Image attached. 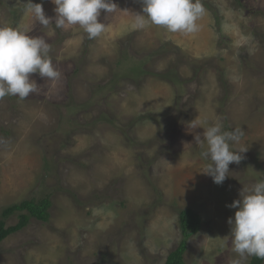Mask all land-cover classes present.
<instances>
[{"label":"rangeland","instance_id":"rangeland-1","mask_svg":"<svg viewBox=\"0 0 264 264\" xmlns=\"http://www.w3.org/2000/svg\"><path fill=\"white\" fill-rule=\"evenodd\" d=\"M32 2L46 27L27 0H0V26L45 39L61 77L30 74L37 93L0 99V218L26 199L49 195L52 207L3 240L0 264H164L188 207L203 224L185 263L234 264L228 205L264 180V0H201L191 35L133 27L139 0H110L117 10L101 12L92 40L57 28L51 0ZM217 123L243 131L222 185L202 172L211 161L195 140Z\"/></svg>","mask_w":264,"mask_h":264},{"label":"clouds","instance_id":"clouds-1","mask_svg":"<svg viewBox=\"0 0 264 264\" xmlns=\"http://www.w3.org/2000/svg\"><path fill=\"white\" fill-rule=\"evenodd\" d=\"M55 5V26L65 29L78 25L89 40L98 38L106 30V24L99 19L101 12L113 14L117 6L110 0H51ZM143 15L135 14L133 27L145 28L149 25L161 27L167 33L195 34L199 30L198 20L205 9L201 0H139ZM25 14H30L46 27L51 19L45 15L41 4L27 0ZM50 45L42 37L30 36L16 28L0 26V99L14 96L20 100L37 93L38 86L30 79V74L38 73L52 86L60 79L61 73L54 67L50 57ZM195 127V126H194ZM204 139L195 136L196 143H206L201 157L211 161L203 169L217 185H222L228 176L229 165L239 163L241 155L232 145L243 135L239 128L223 131L217 123L204 128ZM246 150H242L244 152ZM241 199L234 201L230 208L238 209L234 218L230 217L232 250L241 264L247 257L264 259V180L256 182L250 189L243 188ZM264 261V260H263Z\"/></svg>","mask_w":264,"mask_h":264},{"label":"trees","instance_id":"trees-1","mask_svg":"<svg viewBox=\"0 0 264 264\" xmlns=\"http://www.w3.org/2000/svg\"><path fill=\"white\" fill-rule=\"evenodd\" d=\"M51 207L52 200L49 195L39 200L26 199L5 207L2 210L0 218V246L4 239L25 228L29 224L31 218H37L45 222L48 221L51 215ZM15 214L18 215L17 223L7 226L6 219ZM202 224L203 219L201 215L193 208L188 207L180 210L179 226L183 235V240L180 245L168 255L164 264H186L184 261V253L187 249V241L201 230ZM263 260L264 259L252 256L250 264H262Z\"/></svg>","mask_w":264,"mask_h":264}]
</instances>
